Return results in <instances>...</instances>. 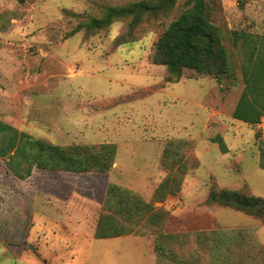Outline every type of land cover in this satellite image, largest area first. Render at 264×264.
Instances as JSON below:
<instances>
[{"label": "rangeland", "instance_id": "rangeland-1", "mask_svg": "<svg viewBox=\"0 0 264 264\" xmlns=\"http://www.w3.org/2000/svg\"><path fill=\"white\" fill-rule=\"evenodd\" d=\"M141 1L160 2L0 0V120L61 146H116L104 172L34 167L19 179L0 157V264H155L149 232L94 234L110 183L150 202L169 177L177 191L155 202L169 211L167 232L246 229L264 244L261 218L207 202L213 188L264 198V116L256 126L233 117L245 84L230 34H264V0H204L235 71L184 68L179 78L152 55L191 0L147 13L135 27L117 18L87 28L108 6ZM169 246L196 264L212 263L193 234Z\"/></svg>", "mask_w": 264, "mask_h": 264}, {"label": "trees", "instance_id": "trees-1", "mask_svg": "<svg viewBox=\"0 0 264 264\" xmlns=\"http://www.w3.org/2000/svg\"><path fill=\"white\" fill-rule=\"evenodd\" d=\"M173 1L160 0L158 4L141 1L129 6H108L103 17L90 19L87 28H104L117 18H128L130 26L135 27L145 14L165 9ZM191 1L193 5L173 20L160 37L152 55L154 63L165 65L176 78L181 76L184 68L214 76L234 73L235 64L222 41L220 28L209 20L207 5L204 0ZM230 34L235 53L241 59L239 69L245 84L233 117L256 126L264 116V34L246 30H232ZM219 142L222 150L227 151L223 138ZM181 145L190 147L189 143ZM115 154L116 146L112 143L61 146L0 120V157L19 179L30 177L34 167L69 172L109 171ZM172 181L170 177L165 179L150 202L129 189L110 183L94 236L110 238L149 232L154 236L155 264H162L168 257L177 264H196L194 258L180 257L169 246L172 242L185 241L193 234L198 244L205 245L206 263L210 254L211 264H264V244L246 229L167 232L165 227L169 211L156 206L155 202H164L169 193L177 191V187H172ZM207 202L227 206L264 221V198L252 193L213 188ZM234 235L241 243L236 241L234 245ZM235 247L239 249L238 257H234Z\"/></svg>", "mask_w": 264, "mask_h": 264}]
</instances>
